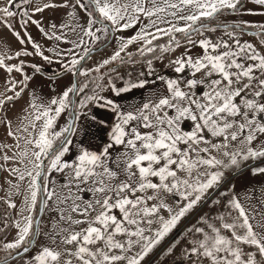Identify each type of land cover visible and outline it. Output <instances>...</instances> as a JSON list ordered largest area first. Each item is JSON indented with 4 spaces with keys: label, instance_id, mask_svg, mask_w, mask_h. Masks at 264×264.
Masks as SVG:
<instances>
[{
    "label": "snow or ice",
    "instance_id": "1",
    "mask_svg": "<svg viewBox=\"0 0 264 264\" xmlns=\"http://www.w3.org/2000/svg\"><path fill=\"white\" fill-rule=\"evenodd\" d=\"M245 16H264V0L0 4V127L11 141L0 142V264H264V182L251 183L264 177V22ZM110 37L117 50L86 68ZM134 43L152 54L141 75L165 58L178 75L156 77L161 92L125 107L100 93L146 80L91 77L104 80ZM90 106L111 113L92 115L106 138L77 148Z\"/></svg>",
    "mask_w": 264,
    "mask_h": 264
},
{
    "label": "crops",
    "instance_id": "2",
    "mask_svg": "<svg viewBox=\"0 0 264 264\" xmlns=\"http://www.w3.org/2000/svg\"><path fill=\"white\" fill-rule=\"evenodd\" d=\"M249 7H251V5H249ZM259 17L260 16H251V17L247 16V20L259 21ZM44 19H45L46 24L51 22V20H55V22L59 23L61 19V13L60 12H56V13L46 12L44 14ZM262 20L264 22V16H262ZM137 30H138L137 28H130L124 31L123 33H117V35H122L125 39H127L129 37L136 35ZM31 32H32V35L37 40H39L41 43L45 44L46 46H54L56 43L55 41H46V40L41 39L39 32L34 26L31 28ZM2 34L4 36H8L9 39H12L6 30ZM247 39H252V38L248 37ZM181 43H183V41H181ZM61 46L66 47V45H61ZM138 47H139L138 44H135V43L131 44L128 46L127 52L130 53L132 51H135ZM117 48H118V42L115 39L110 37L109 41L101 47V51L103 52L101 57L97 56V53H99L100 51L94 52L92 55V58L87 60L84 63V66L86 68L88 67L95 68L97 63H99L103 58H108L109 56H111L113 54L111 53L112 50L113 49L117 50ZM183 51H184L183 48H179L176 50L174 54H171V55L178 56ZM193 51L196 52V51H199V49H194ZM167 55H170V54H165V56ZM145 61L146 60L135 61L134 63L130 62V63H124L122 65H119L115 68L116 69L115 72L108 71L104 76V80L99 79L97 82V83H104L105 80L111 77L112 82L115 84L117 88H119V87L125 86L126 83L130 81L136 82L138 80L143 79L147 81L145 87L135 88L130 92L123 93L121 97H115L108 87H105L104 91L101 92L100 94L108 98L118 100L119 103L125 107L132 106V105H138L142 102H147V100L153 98L157 92H161L163 90L164 84L160 80H158L156 77L163 75L166 78H175L178 75L168 66V59L166 58L153 60L152 67L155 70L156 76L141 75L142 73L148 72V68H147ZM0 81L1 82L4 81L3 72H0ZM66 82L67 81H65V83ZM89 94H91V92ZM23 104H24V100L22 99L16 104L15 109L12 112H10L9 115L14 116L15 114H18ZM93 114L97 115L98 118L110 119L111 117V113H108L106 110L99 108L97 106H90L89 109L85 110L84 113L80 116L79 121L77 122V127L80 129L79 135L75 137V144L77 148L81 145V141L84 142L85 146H88L90 143L91 147L95 148L98 144H100L106 138L105 136L106 129L101 130L95 124V122L92 120ZM65 120H66V115L62 114L60 116L59 126H62ZM86 132L88 133L87 136H85ZM261 182H264V177H257L251 180V183L256 184L257 186H259Z\"/></svg>",
    "mask_w": 264,
    "mask_h": 264
},
{
    "label": "trees",
    "instance_id": "3",
    "mask_svg": "<svg viewBox=\"0 0 264 264\" xmlns=\"http://www.w3.org/2000/svg\"><path fill=\"white\" fill-rule=\"evenodd\" d=\"M167 40H168V38L165 36V37H162V38H160V39H158V40H156V41H154V44H156V45H164V44H166L167 43ZM105 43H101V44H99L97 47H102L103 45H104ZM130 53H132L133 55L129 58L128 56H125V55H123L124 56V58H125V61L127 62V61H144V60H147V59H150V58H152V54H148V55H146V56H144V57H141L138 53H137V51L135 50V51H132V52H130ZM160 53H159V51H157L156 53H155V55H159ZM115 63H118V65L117 66H119V65H121V64H123V63H121L120 61H116V62H114L113 64H115ZM125 63V62H124ZM111 65V64H110ZM110 65H108L106 68H102L100 71L102 72V73H107L108 71H109V69H111V67H110ZM99 77H100V73H93V75H92V77H91V81H94V82H98V80H99ZM81 79H83V78H81ZM89 87L90 88H92V87H94V84L92 83V82H89ZM5 208H6V206H5ZM6 211H7V209H6Z\"/></svg>",
    "mask_w": 264,
    "mask_h": 264
},
{
    "label": "rangeland",
    "instance_id": "4",
    "mask_svg": "<svg viewBox=\"0 0 264 264\" xmlns=\"http://www.w3.org/2000/svg\"><path fill=\"white\" fill-rule=\"evenodd\" d=\"M2 3H6V0H0V4H2ZM230 19H235V17H230ZM243 19H246V20H247V16L243 17ZM259 22H263V20H262V16L259 17ZM247 38H248V37H245V39H247ZM136 50H137V49H136ZM114 51H115V49H113L111 53H113ZM102 54H103V52L100 51L99 53H97V56L101 57ZM122 55H124V54H122ZM130 62H131V61H127V62H125V63H130ZM123 64H124V63H123ZM121 65H122V64H121ZM2 85H3V82L0 81V86H2ZM11 116H12V115H11ZM64 123H65V122H64ZM57 125H58V126L60 125V118L57 120ZM0 142H8V143H11V141L6 137L5 130H4L2 127H0ZM72 154H73V155L75 154V149H73V153H72ZM3 175H6V173L3 174ZM0 181H1V183H2V179H0ZM3 194H4L3 192H0V195H3ZM5 211H6L5 206L0 205V214H3ZM181 227H182V226H181ZM13 235H14V232H10V233L8 234V239H11Z\"/></svg>",
    "mask_w": 264,
    "mask_h": 264
},
{
    "label": "water",
    "instance_id": "5",
    "mask_svg": "<svg viewBox=\"0 0 264 264\" xmlns=\"http://www.w3.org/2000/svg\"><path fill=\"white\" fill-rule=\"evenodd\" d=\"M124 59H125V58H124ZM117 65H118V63L111 64V65H110V67H111V68H116V67H117ZM107 68H108V67H107ZM107 68H106V69H107Z\"/></svg>",
    "mask_w": 264,
    "mask_h": 264
}]
</instances>
